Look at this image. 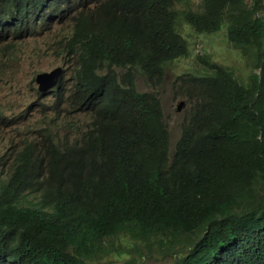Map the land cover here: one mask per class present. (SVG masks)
Segmentation results:
<instances>
[{
  "label": "trees",
  "instance_id": "16d2710c",
  "mask_svg": "<svg viewBox=\"0 0 264 264\" xmlns=\"http://www.w3.org/2000/svg\"><path fill=\"white\" fill-rule=\"evenodd\" d=\"M192 1L0 0V42L70 21L71 86L60 78L41 96H65L67 114L88 118L73 138L48 128L9 156L0 264H91L109 253L136 264L153 248L170 264H264V0L174 10ZM180 22L199 35L224 30L250 68L243 82L203 60L176 78L193 105L171 149L159 99L135 80L152 88L188 56Z\"/></svg>",
  "mask_w": 264,
  "mask_h": 264
},
{
  "label": "rangeland",
  "instance_id": "374dc122",
  "mask_svg": "<svg viewBox=\"0 0 264 264\" xmlns=\"http://www.w3.org/2000/svg\"><path fill=\"white\" fill-rule=\"evenodd\" d=\"M197 5L196 0L178 3L174 10L182 12L190 8L197 11ZM65 20L63 18L58 22L55 19L43 31L37 25L36 33L30 37L0 42V112L6 117L0 123V156L6 152V157L0 160V179L4 178L1 175L6 174L7 166L13 161L9 156L24 139L36 141L40 135L38 132L48 128H52L59 139L65 135H72L73 138L78 132L71 129L75 126L83 127L88 122V118L82 115L67 114L66 105L62 103L65 96L59 101H54V93L42 97L34 81L37 74L60 67L63 70L61 83L64 91L71 86L75 62L66 54V44L72 34V27L70 21ZM177 31L187 42L188 56L169 63L165 67L162 81L152 88L139 75H136L135 80L137 92H153L159 99L171 149L193 105L182 97L183 91L176 78L186 73L195 74L197 70L201 72L203 60L229 68L243 82L247 80L250 68L240 53L231 47L224 30L214 35H199L184 22H180ZM180 102L183 106L177 112ZM134 259L136 264L171 263L169 258L162 257L154 248L151 253L145 254L144 259L140 260L136 255ZM123 261L128 259L117 258L109 253L91 264H121Z\"/></svg>",
  "mask_w": 264,
  "mask_h": 264
},
{
  "label": "water",
  "instance_id": "95a60500",
  "mask_svg": "<svg viewBox=\"0 0 264 264\" xmlns=\"http://www.w3.org/2000/svg\"><path fill=\"white\" fill-rule=\"evenodd\" d=\"M62 74V69L60 67H57L53 69L50 72L40 73L35 76V84L37 85V90L39 93H44L50 89H53ZM183 106V103L180 102L177 106V112L181 110V107Z\"/></svg>",
  "mask_w": 264,
  "mask_h": 264
},
{
  "label": "clouds",
  "instance_id": "9594fccd",
  "mask_svg": "<svg viewBox=\"0 0 264 264\" xmlns=\"http://www.w3.org/2000/svg\"><path fill=\"white\" fill-rule=\"evenodd\" d=\"M62 72H63V70H62ZM61 77H62V74H61ZM61 77H60V78H61ZM59 83H60V79H59L57 85H56L53 89L57 88L58 85H59ZM53 89H50V90H48V91H51V90H53ZM37 91H38V90H37ZM48 91H46V92H48ZM46 92H44V93H46ZM44 93H41V94H44Z\"/></svg>",
  "mask_w": 264,
  "mask_h": 264
}]
</instances>
